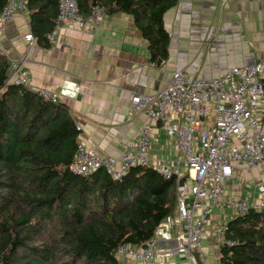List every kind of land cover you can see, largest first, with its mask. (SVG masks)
Here are the masks:
<instances>
[{
	"label": "trees",
	"instance_id": "trees-1",
	"mask_svg": "<svg viewBox=\"0 0 264 264\" xmlns=\"http://www.w3.org/2000/svg\"><path fill=\"white\" fill-rule=\"evenodd\" d=\"M9 0H0V13ZM107 16L127 13L147 40L152 59L167 58L164 15L178 0H77ZM59 0H27L29 32L46 43ZM11 62L0 50V264H122L118 247L141 246L177 212L176 178L137 165L121 179L99 168L88 176L71 164L80 129L70 107L8 83ZM233 244L220 264H264V210L226 224Z\"/></svg>",
	"mask_w": 264,
	"mask_h": 264
},
{
	"label": "crops",
	"instance_id": "crops-1",
	"mask_svg": "<svg viewBox=\"0 0 264 264\" xmlns=\"http://www.w3.org/2000/svg\"><path fill=\"white\" fill-rule=\"evenodd\" d=\"M164 24L170 41L167 58L161 62L152 59L148 42L132 16L116 13L91 31L77 24L60 27L53 43L49 39L47 44L38 43L24 68L33 85L56 92L62 90L64 81H71V94L60 100L70 107L81 127L79 141L100 154L119 157L148 119L145 111L132 109L134 94L158 92L175 70L191 78H211L232 66L259 62L264 56V0H178L166 11ZM27 32L28 13L19 12L5 25L0 39L9 60H19L27 52ZM260 113L264 123V102ZM151 154L177 156L174 139L161 130ZM263 181L261 168L236 167L226 189L253 197L257 184ZM218 209L203 230L205 259L201 264H220L218 230L234 213ZM120 259L122 264H142L128 256L120 255ZM160 264L188 261L175 255Z\"/></svg>",
	"mask_w": 264,
	"mask_h": 264
},
{
	"label": "built area",
	"instance_id": "built-area-1",
	"mask_svg": "<svg viewBox=\"0 0 264 264\" xmlns=\"http://www.w3.org/2000/svg\"><path fill=\"white\" fill-rule=\"evenodd\" d=\"M58 7L54 30L47 37L52 43L62 26L77 24L91 31L107 17L100 5H94L85 17L77 0H59ZM19 12L28 13L27 0H9L0 13V34ZM24 38L27 52L19 60H10L8 83L26 86L52 101L71 94L72 82L68 80L60 92L31 83L24 63L38 40L31 32ZM0 50L9 58L1 39ZM263 102L264 56L259 62L235 65L211 78H191L175 70L158 92L132 96V109L137 113L145 111L148 119L119 157L100 154L79 142L71 164L76 174L88 176L104 168L113 178L121 179L134 166L151 165L166 178H176L177 212L168 215L143 245L121 244L119 255L142 264H160L182 255L188 264H201L205 259L203 230L216 208L231 209L234 216L264 210V181L257 184L253 197L226 189L236 167L264 170V123L260 113ZM161 130L174 139L177 156L159 158L151 154ZM218 236L220 246L233 244L226 235V225L219 228Z\"/></svg>",
	"mask_w": 264,
	"mask_h": 264
},
{
	"label": "rangeland",
	"instance_id": "rangeland-1",
	"mask_svg": "<svg viewBox=\"0 0 264 264\" xmlns=\"http://www.w3.org/2000/svg\"><path fill=\"white\" fill-rule=\"evenodd\" d=\"M256 172H258V174H259V170H256ZM253 173L256 174L255 172H253ZM247 174H248V172L246 173V175H247ZM237 175H238V174H237ZM240 179H241V177H239V176L236 177V180H237V181H239ZM216 210H219V209L216 208L215 211H216ZM228 211H232V210H227V212H228Z\"/></svg>",
	"mask_w": 264,
	"mask_h": 264
}]
</instances>
